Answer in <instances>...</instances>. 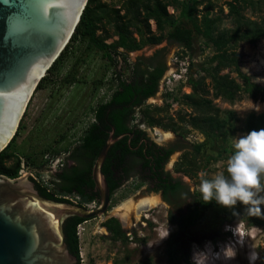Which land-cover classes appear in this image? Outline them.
<instances>
[{"label":"trees","instance_id":"trees-1","mask_svg":"<svg viewBox=\"0 0 264 264\" xmlns=\"http://www.w3.org/2000/svg\"><path fill=\"white\" fill-rule=\"evenodd\" d=\"M216 1L218 0H124L116 7L102 0H87L68 44L46 75L41 78L35 91L53 80L65 58L77 45L84 44L86 51L100 53L106 62L116 67L118 64L116 57L121 56L126 60L127 53L144 47H154L167 42L177 45L187 53L192 51L195 40H202L204 45L212 50V54L198 65L192 61L187 63L186 85L189 86L190 93L181 95L166 93V98H172L173 102L190 109L187 118L179 117V123H184L203 138L200 143L185 148L177 163L178 172L194 177L203 160L209 162L217 158L216 156L227 157L233 151L231 140L238 131V119L233 111L220 110L214 104V100H221L230 105L243 99L254 102L264 100V85L256 83L250 75L243 72L238 52L240 45L255 46L264 39V0H224L223 6L227 11L225 14L223 7H218ZM169 8L173 13H169ZM246 12H250L256 19L246 16ZM225 24H228V27H225ZM161 52L162 50H158L146 60L137 59L129 66L130 72L125 78L122 74L114 73V90L108 101L95 107L94 122L80 138L78 159L81 162L86 161L88 166L64 172L60 176L62 180L52 192L46 186L35 184L42 197L70 202L64 198L69 195L80 198L81 205L96 203V195L88 193L92 184H89L86 178L90 173L91 164L112 130L114 137L132 133L134 135V139L131 140L132 146L141 138L147 137L145 131L141 129L142 125L151 128L161 126L164 130L170 129L178 133L176 125H161V122L144 108L146 100L158 92L166 70L160 59ZM74 73L73 67L65 77L67 83L74 82ZM178 90L180 92V89ZM155 110L160 112L161 109ZM260 129H264V113L248 114L242 132L246 134ZM178 134L184 139V133ZM16 136L12 138V143ZM128 139L127 136L123 137L109 149L107 159L111 162L110 166L114 159H118L117 150H121L123 154L129 153ZM10 149L8 145L0 152V176L14 180L18 178L22 165L20 159ZM139 157L149 170V178L157 177L161 180L158 169L165 157L160 156V150L148 147L144 154L139 153ZM120 160L122 158L119 162ZM30 165L32 169H40L34 158L30 159ZM115 166H119L118 162ZM103 172L105 176L107 173L112 174L107 165ZM223 172L226 174L225 170ZM106 181L110 194L120 185L108 177ZM177 188L165 187L163 191L168 193L176 191ZM217 206L215 201L205 203L201 193L197 192L188 213L175 221L178 229L185 232L195 228L203 221L207 212ZM237 206L243 210L244 219L249 227L264 230V216H248L243 205ZM261 207L264 210L263 205ZM170 221L174 224L172 218ZM83 222V219L72 217L63 225L65 243L69 252L77 257L78 264L80 248L77 228ZM103 226L107 229L110 240L127 243L128 238L116 219L105 221ZM180 258L176 250L168 251L166 264H189L188 259L180 261Z\"/></svg>","mask_w":264,"mask_h":264},{"label":"rangeland","instance_id":"rangeland-1","mask_svg":"<svg viewBox=\"0 0 264 264\" xmlns=\"http://www.w3.org/2000/svg\"><path fill=\"white\" fill-rule=\"evenodd\" d=\"M102 1L118 7L124 0ZM223 3L224 0L216 1L218 7H223L225 14L227 11ZM169 13H173L171 8ZM246 16L256 19L250 12H246ZM225 27H228V24H225ZM84 48V44L75 46L53 80L47 82L42 89L34 91L23 114L24 123L20 134L10 149L12 153L38 154L44 146L50 145L51 141L57 140L60 135L65 139L63 146L66 142L70 145L77 141L91 122L93 108L99 103L106 102L114 90V73L122 74L125 78L130 72L129 66L137 59L146 60L158 50H162L161 57L166 63V70L158 92L145 102L144 108H147L161 125H176L178 133H184V139L178 140V133L170 129L164 130L161 126L151 128L142 125L141 128L149 139L167 148L176 145L188 148L203 140L199 133L184 123H179V117L187 118L190 109L173 102L172 98H166L167 92L173 95L190 93V88L186 85L187 63L192 61L198 65L212 54V50L206 47L202 40H195L192 51L187 53L177 45L167 42L154 47H144L127 53L126 60L121 56L116 57L118 62L116 67L106 62L100 53L88 52ZM238 52L243 72L250 75L256 83L264 85V39L255 46L240 45ZM73 67L75 80L67 83L65 77ZM214 104L220 110L233 111L238 119V131L231 140L232 144L235 137L244 135L242 128L248 114L264 113V100L254 102L243 99L232 105L214 100ZM156 108L161 109L160 112H157ZM176 156L173 155L167 165L173 177H176L172 172L173 159ZM228 156H216L217 158L209 162L203 160L196 176L183 174V182L190 189L200 193L198 174L205 172L208 178H211L223 172L226 169ZM47 169L40 167L36 173L35 171L32 173L38 184L49 185L51 173ZM50 169L54 171L57 167L53 164ZM25 175L28 176L27 171H19L17 179ZM141 186L139 192L134 187L118 191L113 196L105 216L87 221L77 230L80 264H166L168 251L172 250L178 252L180 261L188 259L189 264H249L248 254L250 251H255L260 256L255 264H264V230L259 227H249L244 219L243 210L238 206L232 210L218 205L207 212L198 226L186 232H179L168 220L170 216L181 215L186 208V200L173 205L170 209L158 200L156 205L140 209L139 213H136L140 204L146 205L150 198H157ZM127 205H133L129 215L124 212V207ZM88 207L91 209L93 206ZM233 211L238 212L239 215L234 216ZM113 215L122 222V229L128 238L126 244L110 240L108 233L102 227L106 218ZM234 231L239 235H234ZM167 232L168 236L161 239L167 235ZM240 237L244 240L243 246L239 242ZM228 244L236 249V256L233 259H226L223 256L222 249Z\"/></svg>","mask_w":264,"mask_h":264},{"label":"water","instance_id":"water-1","mask_svg":"<svg viewBox=\"0 0 264 264\" xmlns=\"http://www.w3.org/2000/svg\"><path fill=\"white\" fill-rule=\"evenodd\" d=\"M87 0H0V148L14 137L37 84L68 44ZM109 134L92 166L99 196L94 208L42 197L25 175L0 176V264H78L65 243L72 217L103 216L110 192L101 168L112 145Z\"/></svg>","mask_w":264,"mask_h":264},{"label":"flooded vegetation","instance_id":"flooded-vegetation-1","mask_svg":"<svg viewBox=\"0 0 264 264\" xmlns=\"http://www.w3.org/2000/svg\"><path fill=\"white\" fill-rule=\"evenodd\" d=\"M160 59H162L164 67L166 68V63H165L164 59L162 57ZM164 74H165V72H164ZM164 74H163V76H164ZM163 76H162V78H163ZM162 78H161V80H162ZM148 99H150V98H148ZM28 102L25 106L23 114L26 112ZM95 107L93 108V110L95 109ZM93 110H92V119H91L90 124L94 122ZM23 114H22L21 119L19 121L16 132L14 133V136L17 135L15 140L12 143L11 142L12 139H11L10 142L4 148H0V152L3 151L5 148H7L8 145H10V147H12V145L14 144L16 139L18 138V136L20 134V130H21L23 123H24L23 122ZM89 125H87V127L84 129L81 136H83V133L86 131V129L88 128ZM123 135H125L129 138L128 142H127V149H128L129 153L124 152V154H123V152L121 150H117L116 156L118 157V159H114L112 161V165L110 166L111 162L108 161V159H107L108 157L106 156V159H105L103 166L101 168V172H102V175H103L105 181H106V177H108V178H111L112 181H114L116 183L118 182L120 184L117 187V189L114 190V192L112 194H110L109 207L112 203L113 196L118 191H120L122 189L134 187V189L139 192V186H141V185H142L141 187H144V189L147 192H150V193L154 194L155 196H157L158 200L162 204L166 205L169 209L172 208L173 205H178L181 201H183L185 199L187 205H186L185 210L181 213V215H179L177 217L170 216L169 220H168L172 226H175L177 228V231L182 232L178 229V227H177L178 224L175 221H177L180 217L185 216L188 213V210L192 207V205L194 203L195 194L197 193L195 191V189H190L189 187H187V185L182 180L183 179L182 178L183 173L177 171V163H179V159L183 155L185 147H182L181 145H176L175 147L173 146V147H169V148L163 147V146L158 145L155 142H153L151 139L148 138V136L146 137V139L141 138L140 141H138L135 146H132L131 140L134 139V135L132 133L123 134ZM81 136H80V138H81ZM80 138L77 139V141H75L74 143H72L70 145L66 142V145L63 146L65 139L62 135H60L57 140L51 141L50 145L44 146L39 151L38 154L34 153V155H33L31 152L30 153H24L21 155L16 154V153H13V154L15 156H17L21 161L22 166H21L20 171H23V170L27 171L28 176L34 182V184H37L38 182L35 181L32 173H34V171L36 173L37 169L31 168L30 159L34 158V160L38 164L37 166L48 168L47 171H49L51 173V176L49 179L50 183H49V185L46 184L44 186L48 187V189L51 190V192H52L57 187L59 182L62 180V177H60V176L64 172L68 173L72 169L80 168V167L85 168L86 166H88V163L86 161L81 162V160L78 159L79 158L78 149L80 146ZM177 139L182 141V138L180 136H178ZM148 147L160 150V156L165 157V160H164V162H162L160 169H158L159 173L161 174L160 175L161 180H158L157 177L150 179L149 178L150 173H149L148 168L146 169V166L144 165V161L142 159H139L140 158L139 153L144 154L146 152V148H148ZM168 152H169V155L167 156ZM173 155H175V156L177 155L175 157V159H173V165H172V172L176 174V177H173L172 173L169 171V169H167V165L170 161V158ZM121 158H122V160H120V162H119V159H121ZM147 159H149L148 156H147ZM94 161L91 164L90 173L87 176L86 180H87V182H89V184H92V188H89L88 189L89 191L88 190L87 191L90 195H96L97 202L96 203H90V204H82L83 206H86V207H88L89 205H92L93 206L92 208L96 207L99 203V196H98L97 191L94 188V184L92 181V175H91L92 166L94 164ZM117 162H118L119 166H115V164H117ZM53 164L56 165V167H57V169L54 171H52L50 169V166H52ZM106 165L108 166V170L110 172H112V174L107 173V176H105L104 172H103ZM107 185H108V183H107ZM172 186L178 187L177 190L176 191H170L168 193H164L163 190L165 187H172ZM81 188L83 189V187H81ZM64 198H66L68 201H70L72 203H75V204L82 206L80 203L81 200L78 197H75V196L73 197V196L68 195V196H65ZM71 199H74V201H72ZM109 207H108V209H109ZM131 207H133V205H131ZM148 207L149 206L147 204L146 205L142 204V206L140 204V206L137 207L138 209H137L136 213H139L140 209L148 208ZM108 209L103 216H105L108 213ZM170 218L173 219L174 224L170 221ZM110 219H116L119 222L121 229H122V225H121L122 222L120 221V219H118L117 216H114V215L110 216V217L106 218L105 221H108ZM91 220H93V219H91ZM85 222H87V221H84L83 223H85ZM81 225H79V226H81ZM102 227L107 232V229L103 226V224H102ZM77 230H78V228H77ZM125 235H126V233H125ZM108 236H109V233H108Z\"/></svg>","mask_w":264,"mask_h":264},{"label":"clouds","instance_id":"clouds-1","mask_svg":"<svg viewBox=\"0 0 264 264\" xmlns=\"http://www.w3.org/2000/svg\"><path fill=\"white\" fill-rule=\"evenodd\" d=\"M233 151L228 156L225 172H219L208 178L207 173H199V192L205 203L215 201L221 207L234 210L237 204L244 206L248 216H264V129L252 130L235 137ZM234 216L239 213L233 211ZM163 236L164 239L168 236ZM234 235L239 234L234 231ZM243 238H239L243 246ZM226 259L236 256V249L226 245L223 249ZM260 259L259 253L250 251L249 264H255Z\"/></svg>","mask_w":264,"mask_h":264},{"label":"bare ground","instance_id":"bare-ground-1","mask_svg":"<svg viewBox=\"0 0 264 264\" xmlns=\"http://www.w3.org/2000/svg\"><path fill=\"white\" fill-rule=\"evenodd\" d=\"M157 202H158V198H150L148 200V202H146V203L148 206H154L157 204ZM132 209H133V207H131L130 205H127V207H124L125 214L129 215V212H131L130 210H132ZM219 258H220V255L218 256V259Z\"/></svg>","mask_w":264,"mask_h":264},{"label":"built area","instance_id":"built-area-1","mask_svg":"<svg viewBox=\"0 0 264 264\" xmlns=\"http://www.w3.org/2000/svg\"><path fill=\"white\" fill-rule=\"evenodd\" d=\"M81 228V226L78 227V229Z\"/></svg>","mask_w":264,"mask_h":264}]
</instances>
